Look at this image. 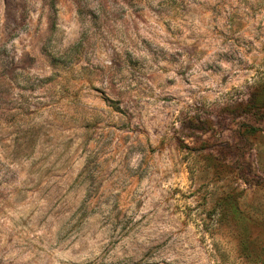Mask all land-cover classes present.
<instances>
[{"label":"rangeland","instance_id":"374dc122","mask_svg":"<svg viewBox=\"0 0 264 264\" xmlns=\"http://www.w3.org/2000/svg\"><path fill=\"white\" fill-rule=\"evenodd\" d=\"M262 88L264 0H0V264H250Z\"/></svg>","mask_w":264,"mask_h":264},{"label":"trees","instance_id":"16d2710c","mask_svg":"<svg viewBox=\"0 0 264 264\" xmlns=\"http://www.w3.org/2000/svg\"><path fill=\"white\" fill-rule=\"evenodd\" d=\"M262 92L264 93V88H262ZM262 99L257 98L256 100ZM256 100H249L246 102L247 112L253 111H259L261 108H263L264 101H256ZM262 227L264 230V221H262ZM245 250V248H244ZM246 250L248 251L247 256L250 257V264H264V240L262 242H253L252 246L250 248L246 247Z\"/></svg>","mask_w":264,"mask_h":264}]
</instances>
